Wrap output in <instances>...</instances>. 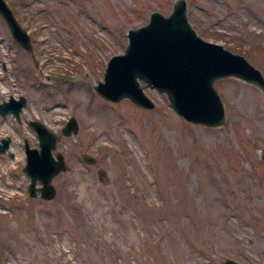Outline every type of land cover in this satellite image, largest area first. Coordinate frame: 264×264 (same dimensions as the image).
I'll list each match as a JSON object with an SVG mask.
<instances>
[{
    "label": "rangeland",
    "instance_id": "1",
    "mask_svg": "<svg viewBox=\"0 0 264 264\" xmlns=\"http://www.w3.org/2000/svg\"><path fill=\"white\" fill-rule=\"evenodd\" d=\"M172 1L4 0L30 47L0 17V102L24 98L17 121L0 115L12 154L0 153V264H264V94L212 80L224 112L214 128L182 120L143 82L152 109L93 90L127 29L151 10L168 15ZM184 3L200 39L241 54L264 78V0ZM69 116L77 130L63 136ZM30 120L54 134L51 154L63 158L52 200L26 194Z\"/></svg>",
    "mask_w": 264,
    "mask_h": 264
},
{
    "label": "water",
    "instance_id": "2",
    "mask_svg": "<svg viewBox=\"0 0 264 264\" xmlns=\"http://www.w3.org/2000/svg\"><path fill=\"white\" fill-rule=\"evenodd\" d=\"M4 0H0V17L13 42L22 49L30 47L27 33L20 28ZM184 0H173L168 15L151 10L144 24L129 28L124 33L126 43L123 52L111 55L104 64L101 80L92 85L98 97L109 102L128 98L135 106L152 109V101L143 95L140 82L165 94L168 104L182 120L203 127L223 124L224 112L212 80L232 77L256 86L264 94V78L246 59L231 53L220 44L202 40L186 20ZM22 96H8L0 102V115L10 114L17 121L24 105ZM36 135L37 147L23 142L22 170L28 176L27 192L36 193L41 200H52V177L64 169L62 155L51 154L55 136L37 121L30 120ZM77 124L72 116L66 118L60 134H75ZM9 137L0 138V153L7 150ZM261 160L264 161V149ZM81 163L91 164L94 159L82 153ZM39 183L35 186L34 182ZM223 264H238L229 258Z\"/></svg>",
    "mask_w": 264,
    "mask_h": 264
},
{
    "label": "bare ground",
    "instance_id": "3",
    "mask_svg": "<svg viewBox=\"0 0 264 264\" xmlns=\"http://www.w3.org/2000/svg\"><path fill=\"white\" fill-rule=\"evenodd\" d=\"M7 87H8V86H7ZM5 90H6L5 87H1V86H0V91H1L2 93L6 92ZM56 109H57V108H56ZM17 155H18V154H17ZM17 157H18V156H17ZM19 157H20V155H19Z\"/></svg>",
    "mask_w": 264,
    "mask_h": 264
}]
</instances>
